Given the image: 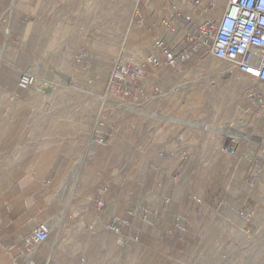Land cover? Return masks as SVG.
<instances>
[{"label": "rangeland", "instance_id": "obj_1", "mask_svg": "<svg viewBox=\"0 0 264 264\" xmlns=\"http://www.w3.org/2000/svg\"><path fill=\"white\" fill-rule=\"evenodd\" d=\"M135 1L0 0V264H264V84L235 70L229 75L238 84L227 83L216 72L230 64L208 53L168 65L155 37L165 33L170 43L179 14L200 20L202 11L179 0H139L132 14ZM116 59L142 70L130 97L106 93ZM91 61L106 70L96 81L90 132L68 138L67 100L90 99ZM23 72L36 82L20 87ZM225 126L242 135L234 147V135L218 133ZM76 147L80 168H51ZM99 150L131 162L112 171L133 190L128 229L118 222L110 226L116 235L75 232L85 220L68 210L58 230L70 231L56 233L46 222L48 179L83 177ZM12 201L15 228L3 219ZM39 223L49 227L43 242L34 235Z\"/></svg>", "mask_w": 264, "mask_h": 264}, {"label": "crops", "instance_id": "obj_2", "mask_svg": "<svg viewBox=\"0 0 264 264\" xmlns=\"http://www.w3.org/2000/svg\"><path fill=\"white\" fill-rule=\"evenodd\" d=\"M1 22L2 21H0V23ZM177 22V29L172 39L178 38L184 32V29H186L184 18L183 21L179 19ZM15 28L16 23H13L11 33L15 32ZM5 52V37L0 30V54L5 55ZM96 64V61H91L90 66L84 69V74L88 79V83H91L84 88L86 98L90 99H86L84 103H82L83 100L78 99L77 105H75V102L72 103L70 99L67 100L69 115L63 117L67 119L65 120V122H67V133L64 134L65 137L84 139L90 132H88L91 123L89 110L91 107H95L94 101L98 97V93H100L99 88L96 87V81H98L100 77L104 79L102 74L106 70L105 66L97 68ZM1 66L4 67L5 63H2ZM91 99H93V101ZM78 148H80V146H78ZM78 152L79 149H77V147L70 149L68 161L61 163V165L57 167L52 166L51 168L70 171L80 168L82 163L78 161ZM97 153L99 157H97L89 167H85L86 172L83 177L75 178L72 176L71 172L68 177L57 179L52 177L48 179L44 207L46 222L51 230L54 231V229L57 228L56 233L58 231L62 233L70 231V228L68 230H62L64 229V220L68 215V210H70V215L82 216L85 220V225L76 226L75 232L80 231V228H82L80 232L90 231L93 234L99 235L102 233L116 235L118 234L116 231L118 226L116 230L110 228V226L112 227L118 222L123 225L120 228L121 230L123 228L125 230L128 229V225L132 220L131 205L133 190L131 185L125 182L124 178L120 177V172L119 176H113L112 171L114 172V168L117 166L125 170L130 169L131 162H128L127 159L125 162H117L113 160L109 154L103 153L100 150L97 151ZM58 186L60 187L58 191L60 192L59 195L56 194L57 189L55 188ZM72 187H75L74 190L71 189ZM66 193H69L68 196L71 199L70 203H67L65 200L67 196ZM73 196L81 200H74L73 202ZM36 202H38V198ZM68 204L70 205L67 207ZM17 212L18 207L15 205L14 201L3 208V219L5 222L8 221L9 225L14 228L16 227L14 223H16ZM55 219L57 220L56 222ZM58 225H61L60 227L62 229L58 230ZM55 248L63 249L65 247ZM82 248L86 247L83 246Z\"/></svg>", "mask_w": 264, "mask_h": 264}, {"label": "built area", "instance_id": "obj_3", "mask_svg": "<svg viewBox=\"0 0 264 264\" xmlns=\"http://www.w3.org/2000/svg\"><path fill=\"white\" fill-rule=\"evenodd\" d=\"M202 11L200 20L184 16L186 29L170 43L164 35L154 39L161 57L168 65L182 64L193 55L208 53L213 58L229 63L242 75L264 84V0H179ZM222 5L223 10L214 17V9ZM164 28L171 27V19L163 20ZM152 62L156 60L152 57ZM142 70L138 66H126L116 59L111 67L106 93H121L130 97L141 80ZM36 82V77L23 72L18 85L27 87ZM146 215V213H144ZM49 227L39 223L34 229L37 241L48 238Z\"/></svg>", "mask_w": 264, "mask_h": 264}, {"label": "bare ground", "instance_id": "obj_4", "mask_svg": "<svg viewBox=\"0 0 264 264\" xmlns=\"http://www.w3.org/2000/svg\"><path fill=\"white\" fill-rule=\"evenodd\" d=\"M138 1L139 0H136L135 2H134V4H133V7H132V14H134L135 13V11H136V9H137V3H138ZM185 5H187L188 6V8H189V6H191L192 8H195L193 5H191V4H185ZM222 5H220V7H221ZM223 7V6H222ZM221 10L222 9H220V14H221ZM54 37V36H53ZM118 58V57H117ZM234 71V69L230 66V69H228L227 71H224L223 73H221V72H216V74L217 75H219V73H220V75L221 74H225V80H226V82L227 83H231V84H235L236 83V81H235V77L233 76V75H229V73H231V72H233ZM253 80H255L254 78H252ZM236 84H238V83H236ZM196 98H197V96H196ZM195 98V99H196ZM114 97L111 95V94H107V96L105 97V101L106 102H112V101H114ZM131 113H134V114H136V115H138L139 113H143V114H148L149 116H153V115H151L149 112H146L145 110H137V108H135V107H133V106H131ZM155 116V115H154ZM169 119V121L170 120H172L173 122H175V123H181L183 120L182 119H178V118H173V117H168ZM101 121V120H100ZM98 122H99V120L96 122L97 124H98ZM100 124V123H99ZM193 126H197V124H194ZM219 132V134H220V136H222V137H227L228 136V134H230V135H234V138H232V142H231V144H232V146L234 147L235 145H236V142L238 141V139L240 138V137H242V135H240L239 133H238V131L236 132V130L234 131V129H230L228 126H225V129H223V130H218ZM92 135H93V133L92 134H90L89 135V138H88V142H90V143H92L91 141H92ZM88 147H89V145H88ZM85 151V150H84ZM84 156V155H83ZM82 158V157H81ZM80 158V159H81ZM86 157L84 156V159H85ZM83 160V159H82ZM81 161V160H80ZM83 162V161H82ZM84 163V162H83ZM199 202V201H198ZM69 206V204L67 205V207Z\"/></svg>", "mask_w": 264, "mask_h": 264}]
</instances>
